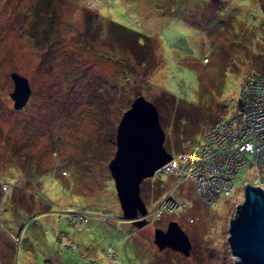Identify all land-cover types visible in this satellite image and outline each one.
Listing matches in <instances>:
<instances>
[{
    "label": "rangeland",
    "instance_id": "rangeland-1",
    "mask_svg": "<svg viewBox=\"0 0 264 264\" xmlns=\"http://www.w3.org/2000/svg\"><path fill=\"white\" fill-rule=\"evenodd\" d=\"M263 58L264 0H0V264H234L229 218L264 172L238 168L211 202L157 168L128 219L107 162L137 95L178 151L235 110ZM12 70L30 85L20 107ZM169 219L187 254L153 241Z\"/></svg>",
    "mask_w": 264,
    "mask_h": 264
},
{
    "label": "water",
    "instance_id": "water-1",
    "mask_svg": "<svg viewBox=\"0 0 264 264\" xmlns=\"http://www.w3.org/2000/svg\"><path fill=\"white\" fill-rule=\"evenodd\" d=\"M10 77L13 87L9 95L13 105L20 107L30 93V85L26 76L15 70ZM162 138L156 107L142 94L137 95L119 119L115 152L107 162L124 218L135 219L137 209L143 207L140 179L152 174L171 156ZM153 236L158 248L169 246L187 254L191 245L175 219H169L165 228L155 226ZM227 241L235 256L234 264H264V186L243 183V197L229 218Z\"/></svg>",
    "mask_w": 264,
    "mask_h": 264
},
{
    "label": "built area",
    "instance_id": "built-area-1",
    "mask_svg": "<svg viewBox=\"0 0 264 264\" xmlns=\"http://www.w3.org/2000/svg\"><path fill=\"white\" fill-rule=\"evenodd\" d=\"M170 155L160 168L175 174L177 182L194 176L197 193L211 202L230 190L231 174L240 166L264 172V73H246L235 110L217 117L199 140ZM156 213L160 216V206Z\"/></svg>",
    "mask_w": 264,
    "mask_h": 264
},
{
    "label": "trees",
    "instance_id": "trees-1",
    "mask_svg": "<svg viewBox=\"0 0 264 264\" xmlns=\"http://www.w3.org/2000/svg\"><path fill=\"white\" fill-rule=\"evenodd\" d=\"M34 11L36 12V10H34ZM26 15H27V14H25V16H26ZM21 19H22V18H21ZM57 58H58V57H57ZM60 60H61V59H60ZM263 60H264V58H263ZM74 65H76V64H74ZM80 65H83V64H80ZM84 66H85V64H84ZM83 69H84V68H83ZM73 71H74V70H73ZM261 72H262V71H261ZM238 97H239V96H238ZM200 136H201V135H200ZM200 136H199V138H200ZM199 138L195 139L194 141L199 140ZM191 142H193V141H191ZM191 142H190V143H191ZM190 143H189V144H190ZM189 144H187V146H188ZM180 148H182V147H180ZM183 148H185V147H183ZM180 150H181V149H180ZM243 166H244V165H243ZM245 166H247V165H245ZM240 167H242V166H240ZM240 167H239V168H240ZM253 168H254L255 170H257L255 167H253ZM237 170H238V168H237ZM237 170H236V171H237ZM257 171H258V170H257ZM259 172H261V171H259ZM260 181L264 182V178H261ZM260 181H259V182H260ZM259 182H258V183H259ZM5 194H6V192H5ZM155 207H156V205H155Z\"/></svg>",
    "mask_w": 264,
    "mask_h": 264
},
{
    "label": "clouds",
    "instance_id": "clouds-1",
    "mask_svg": "<svg viewBox=\"0 0 264 264\" xmlns=\"http://www.w3.org/2000/svg\"><path fill=\"white\" fill-rule=\"evenodd\" d=\"M263 72V71H262ZM30 94V93H29ZM29 96V95H28ZM27 99H28V97H27ZM26 99V100H27ZM26 102V101H25ZM170 153H171V151H169ZM161 169V168H160ZM176 182H177V180H176ZM179 182V181H178ZM255 184H259V183H255ZM261 185V184H260ZM262 186H264V185H262Z\"/></svg>",
    "mask_w": 264,
    "mask_h": 264
}]
</instances>
